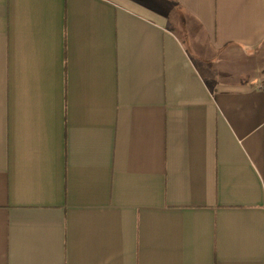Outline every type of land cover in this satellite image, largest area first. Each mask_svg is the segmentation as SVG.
<instances>
[{
    "label": "crops",
    "instance_id": "obj_1",
    "mask_svg": "<svg viewBox=\"0 0 264 264\" xmlns=\"http://www.w3.org/2000/svg\"><path fill=\"white\" fill-rule=\"evenodd\" d=\"M0 264H264V0H0Z\"/></svg>",
    "mask_w": 264,
    "mask_h": 264
}]
</instances>
